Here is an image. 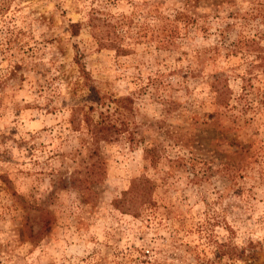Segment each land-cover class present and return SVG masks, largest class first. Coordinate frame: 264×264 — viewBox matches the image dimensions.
Returning a JSON list of instances; mask_svg holds the SVG:
<instances>
[{
    "label": "clouds",
    "instance_id": "1",
    "mask_svg": "<svg viewBox=\"0 0 264 264\" xmlns=\"http://www.w3.org/2000/svg\"><path fill=\"white\" fill-rule=\"evenodd\" d=\"M29 7L0 21V260L101 264L135 244L150 264H216L264 248V0ZM206 122L227 149L192 139Z\"/></svg>",
    "mask_w": 264,
    "mask_h": 264
},
{
    "label": "rangeland",
    "instance_id": "2",
    "mask_svg": "<svg viewBox=\"0 0 264 264\" xmlns=\"http://www.w3.org/2000/svg\"><path fill=\"white\" fill-rule=\"evenodd\" d=\"M31 3V0H9L8 4L0 9V21H4L5 18H7V23H13L20 19L21 14H24L26 16H34L35 12L38 9H34L29 7V4ZM25 9H27V13H25ZM66 14V13H65ZM54 23V21H53ZM21 35H26L27 33H24L22 30L20 32ZM77 33L74 32L73 35H76ZM47 43H52V40L46 41ZM28 51H31V48L28 49ZM231 55H237L236 52L231 53ZM220 58L219 55V49L216 50L215 56L212 58L213 63L218 61ZM228 57L226 56L225 59ZM259 68L264 69V63L259 65ZM17 70H19V66H17ZM251 69L249 72L251 73ZM15 75V73H13ZM215 79V85L218 88L224 89L225 92L231 93V87L232 81L230 80L227 72H218L214 75ZM248 87H253L252 80L249 79L247 81ZM214 85V86H215ZM227 88V91H226ZM209 119H212L209 117ZM15 131V130H13ZM192 139H195L197 136H204L206 135L210 142L220 150L223 151L229 147V141L228 137L225 134V130L220 127L219 124L213 126L208 124L207 122L205 125L201 126L198 123H193L192 126ZM192 141L190 140L189 143ZM179 147V146H178ZM7 179V177H5ZM155 202L153 203L152 207H155ZM136 219H140L139 216L135 217ZM249 219L251 217H248ZM187 221H184V225L186 226ZM146 227L151 228V221L148 222ZM195 235V234H193ZM138 239L143 240L144 236L140 235ZM114 242L119 245L122 244V238L117 235L114 237ZM109 247V252L105 254L104 259L102 260L101 264H150L149 260V253L147 251H144L141 248H138L135 244L131 245V247L125 248L120 247L118 249H113L111 246ZM250 247H252L250 245ZM36 251V248L30 249L28 252V255L31 256L33 252ZM231 251V254H230ZM5 256L7 257L8 264H16V261L12 260V257L5 252ZM225 258L228 260H233L234 258H238L241 260H245L246 263H255V264H264V248H261L259 251L253 250L250 255L247 257L244 256V252L241 251L239 253H236L234 250H221L216 254V264H225ZM20 260H25L27 257H19ZM0 264H5L4 260H0ZM34 264H54L52 261H45L41 256H37L35 259Z\"/></svg>",
    "mask_w": 264,
    "mask_h": 264
},
{
    "label": "trees",
    "instance_id": "3",
    "mask_svg": "<svg viewBox=\"0 0 264 264\" xmlns=\"http://www.w3.org/2000/svg\"><path fill=\"white\" fill-rule=\"evenodd\" d=\"M214 87H216V85L214 86ZM222 89V88H221ZM224 90V89H223ZM226 91H227V88H226ZM246 264H255V263H246Z\"/></svg>",
    "mask_w": 264,
    "mask_h": 264
}]
</instances>
